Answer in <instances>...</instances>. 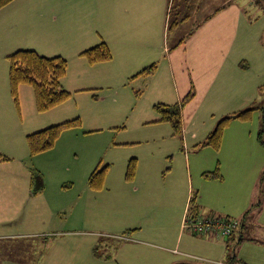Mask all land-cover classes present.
I'll use <instances>...</instances> for the list:
<instances>
[{"label":"rangeland","instance_id":"rangeland-1","mask_svg":"<svg viewBox=\"0 0 264 264\" xmlns=\"http://www.w3.org/2000/svg\"><path fill=\"white\" fill-rule=\"evenodd\" d=\"M94 1L15 0L12 2L14 4L4 12L10 18L12 35L20 36L22 28L27 27L28 30L38 28L24 21L23 17H27V20L34 18L32 13L28 14L19 10L20 3H93ZM222 3H228V5L219 15L230 16L232 14L236 19H239L234 25L235 29L238 23L244 21L242 20L243 16H250L248 20L251 23L249 25L250 37L245 40L250 49V53L247 55L249 61L242 63L249 65L250 62L252 69L264 65V61L259 59L260 54L256 55V49H261L262 45L264 46V0H172L171 21L176 23V27L166 44L170 47L178 46L179 40L183 39L181 46L177 48L188 50L187 58L190 57L187 60L190 63L188 68L194 70L196 76V80H194L198 83L199 90H204V85L200 83V80L206 71L217 65L219 61L216 59H222L227 55H231L232 58L238 56V51L232 52L234 44H231L233 42L231 34H229L230 38H227L225 32L218 31L219 25L216 21H219L220 18L211 23V19L215 18L213 17L214 10ZM208 18H210L208 23H203ZM91 25L99 27L95 20L91 21ZM66 29L67 23L61 25L60 21L54 22L50 16L38 28L36 34L52 38L59 36L60 31L65 32ZM178 36L181 38L178 39ZM71 38L70 35L65 34L62 42L58 41V44L51 48L61 50L63 55L68 57L70 51L76 47L73 41L71 44L66 42ZM112 41L115 48L120 45L115 35ZM236 42L239 43V40ZM162 44L164 45V40ZM68 45H71V48H67ZM234 49L237 50L236 46ZM211 50H217V52L212 53ZM79 61L84 63V67L79 65ZM68 62L69 68L64 82L74 90L71 91L72 98L63 106L68 109L63 115L57 116L55 113L58 110L44 114L38 113L33 89L29 86L19 88V114L10 93L9 80L3 89L0 88V100L4 106L8 105L9 107L12 127L17 125L21 131L20 144L26 153H29V150L24 134H32L77 117L82 120L81 128L65 132L52 150L28 161V165L32 167L31 174L34 177L35 185L41 183V187L37 191L36 198L27 199L24 215L15 218L8 225L11 230H18V233L21 234L19 237L22 238L18 237L16 245L19 244V250L25 254L26 264H154L157 262L155 258L163 256L165 253L163 250L168 247L158 249L152 239L145 238L148 233V212L152 210V206L156 205V208L171 211L172 222L175 216L177 218L185 217L182 215V207H178L176 203L179 202V198L189 202L192 193H197L198 197L200 193V198L203 195L209 204H213L215 209L206 210L204 215L216 213L217 215L230 216L238 221L246 217V225L251 226L250 231L247 232L251 243L245 245V251H242L241 247L238 248L236 263L242 264L241 259L243 258L245 264H259L260 262L264 264V239L258 236L259 233L254 228L260 224L258 211L264 209V200L261 199V206L255 207L260 209H255V212L251 211L250 215L248 213L244 215L252 206L251 203L258 204L257 194L243 204L236 205L234 199H226V197H230L231 192H226V188H220L217 184L225 179L221 167L220 172L224 177L222 181L204 178L203 173L214 171L216 168L206 169L210 166V163L205 164L208 151L211 150L200 152L201 150L196 151L190 147L191 163L187 169L186 161L182 155L180 158L177 156L175 160L172 153L164 155V153L158 152L156 143L148 135L155 128L144 126V122L160 117L154 109V106L159 103L157 93L160 79L168 82L167 91L170 95L175 96L173 80L170 78L168 67L159 68L160 74L157 81H149L142 76L138 78H133V76L117 81L113 76L111 78L112 68H109L111 75L106 74V68H100L104 63L90 65L85 59L77 60V58L69 59ZM163 63L166 65V62ZM79 66L81 69L88 67L92 69L87 73L82 72V78L87 77L91 82L99 81L104 84L102 87L105 92L99 94L104 95L103 99H94L91 92L76 93L77 89L75 88L86 83L78 78ZM109 87L112 88L108 89ZM173 100L170 97V102L166 104H173L175 102ZM202 101L197 99L193 104L194 109L189 108V111L191 113L199 108V112L193 115V124L199 133L198 136L202 134L201 138L203 139L207 132L210 133L215 129L221 117L218 114L213 116L212 111H205L207 103ZM260 107L264 108V96L253 105V108ZM187 114L189 115L188 112ZM262 118L263 114L256 111L250 122L233 121L226 131L232 127L237 129L238 126L244 125L242 127L251 132V139L248 143L251 150L258 151V149H263L257 142L258 133L262 127ZM164 125L173 133L169 124ZM203 128L207 129L204 131ZM262 137L264 141V132ZM190 140L191 138L188 139V142ZM157 141L163 140L157 138ZM132 158L138 160L134 179L137 181L135 188L126 184L125 180L127 164ZM197 160L200 161L199 166L196 165ZM101 162L102 167L105 165L110 167L104 189L94 192L88 186V179ZM152 162H154L155 170L148 175L147 171L151 168ZM233 162L234 158L231 163ZM176 163L178 165L180 163V169L175 168ZM227 169L225 167V170ZM233 169V164H231L226 171L228 177L231 176ZM145 179H150L148 191H143L141 184V181ZM171 188L176 190L174 191L175 201L168 202V195L163 198V194L164 191H169ZM262 188L264 189V184ZM147 192L154 195L155 198H160L161 194L162 199L160 198L159 201L155 198H148L143 195ZM32 211L35 212V216L32 215ZM136 228H143V234L140 236L141 239L136 237L135 239L139 242H149L148 246L134 245L132 242L121 240L126 237L124 234L127 231ZM180 228L189 233L183 227V223ZM31 231L39 234L38 238H27L32 233ZM178 249L180 248L178 247ZM181 249L189 253L185 249ZM9 250L11 254H14L15 250L12 247ZM176 251L174 250L175 253H180Z\"/></svg>","mask_w":264,"mask_h":264},{"label":"crops","instance_id":"crops-1","mask_svg":"<svg viewBox=\"0 0 264 264\" xmlns=\"http://www.w3.org/2000/svg\"><path fill=\"white\" fill-rule=\"evenodd\" d=\"M12 4L14 3H10L7 7L0 10V88L3 89L9 80L7 57L18 50L30 49L48 58L61 56L67 61L74 58L82 60L83 58L79 57L82 51L94 47L101 42H106L112 52V60L101 64L100 68H106L107 75H111L109 68H112L113 73L111 78L113 76L114 80L117 81L119 79L131 78L153 64H157V70L150 76L142 77L149 79V81H157L160 74L159 70L167 66L170 78L173 80L175 96L168 93V82L166 80L161 81L160 79L157 93L159 103H169L171 97L175 101L171 105L177 104L187 95L192 84L195 87L196 96L194 100L182 110V135L174 136L172 131L164 127L165 123H157L160 117L157 119L153 118L155 120L149 122H144V126L155 128L148 135L156 143L158 152L164 153V155L172 153L175 160L177 156L180 158V155H182L186 161L187 169L191 163L190 147L193 149L195 145L202 142L212 132H207L202 139V134L198 136L199 133L194 128L193 115L199 112V108L193 110L191 113L189 108L194 109L193 104L197 99L207 103L205 111H212L213 116L218 114L222 118L225 115L247 109V107H253L264 96L260 91V88H264V65L252 69L250 62L249 65L248 63H246L247 65L242 63L247 62V55L250 53L249 46L245 42L250 37L249 25L251 23L248 21L250 16H243L242 20L244 21L238 23L235 29L234 25L239 19H236L232 14L230 16L219 15L224 12L222 10L224 7H227L228 3H222L214 10L213 17L215 18L211 19V23L220 18L218 19L219 21H216L219 25L218 31L225 32L227 38L231 34V40L233 41L231 44H234L232 52L236 53L238 51V56L232 58L231 55H227L223 56L222 59H216L215 57L219 62L213 69L206 71V74L200 80V83L204 85V90H199L198 83L195 81V72L188 68L190 64L187 61L190 58H187L188 50L177 48L181 46L183 39L179 40L178 46L170 47L166 44L170 34L174 32V27H176L175 22L172 23L171 21L172 0H95L93 3H20L19 10L21 12L33 14V20H27V17H23L27 24L39 28L50 16L54 22L60 21L61 25L67 23L66 31H60L61 34L59 36H53L52 38L37 35L38 28L28 30L27 27L21 29L20 36L12 35L10 18L4 12ZM209 19L203 23L207 24ZM92 20H95L99 24V27L96 25L92 26ZM65 34L72 37L66 40L67 43L71 44V41H73L76 44V47L69 54L67 53L68 57L64 56L61 50L51 48V46L58 44V41L62 42ZM114 35L120 42V45L116 48L112 41ZM177 38L180 39L181 37L178 36ZM163 40L164 45L162 44ZM237 40H239V43L236 42ZM235 46L237 50L234 49ZM67 48H71V45H68ZM211 52L216 53L217 50H211ZM258 54H260L259 59L264 61L263 45L261 49H256V55L258 56ZM163 62H166V65ZM79 65L84 67V63H80V61ZM80 66L78 78L86 81V83L75 88L77 89L76 93L91 92L93 93V98L95 97L94 99H103L104 95L101 96L99 94L105 92L104 87H102L104 84L99 81L91 82L87 77L82 78V72L87 73L88 70L92 69H89V67L81 69ZM114 66H116L115 69ZM64 78L62 80L63 88L66 91H73L74 88L67 86ZM111 88L109 87L108 89ZM65 104L54 109L58 110L55 113L57 116L63 115L68 111L67 108L63 107ZM251 104L253 105L250 106ZM257 112H261L264 116L262 110H258ZM11 124L9 107L8 105L4 106L0 100V154L9 158L7 161L0 159V264H26L27 262L24 259L26 257L25 254L19 250V244L16 245L19 238H22L19 237L21 234L18 233V230H11L8 225L15 218L24 215L27 201L37 197V191H39L41 183L37 184V186L35 185L34 177L31 174L32 167L28 165V161L34 160L37 156H30V153H26L25 149L21 147V131L17 125L12 127ZM242 126L244 125L238 126L237 129H235L236 127H232L226 131L222 148L219 152L211 148H205L200 152L211 150L208 151L207 162L205 164L208 165L210 163V166L206 169H214L217 164H220L225 174V179L223 182L216 183L220 188H226V192H231L230 197H226V199L232 198L236 201V205H241L257 194L261 206L264 200V190H262V184H260L264 171V146L261 145L263 149H258V151L251 150L252 148L248 144L251 139V132ZM206 129L203 128L204 131ZM27 135L24 134V136ZM157 138L165 142L157 141ZM189 138H191L192 142L191 140L188 142ZM233 158L234 162L231 163ZM153 164L154 162L151 163V168L147 171L148 175L155 170ZM199 164L200 161L197 160L196 165L199 166ZM231 164H233L234 169L231 176L228 177L226 171H228ZM177 167L180 169V163L179 165L176 163L175 168L177 169ZM225 167L228 169L225 170ZM136 182H127L126 184L135 188ZM149 183L150 179L141 181L143 191L149 190ZM175 188L177 189L176 186ZM175 188L164 191L163 198L168 195V202L175 201ZM143 195L148 198H155L154 195L148 192ZM159 197L162 199L161 194ZM191 197H189L188 201H190ZM160 198L156 197L155 199L160 201ZM199 198L200 193L199 197L197 194V204L200 206L202 213H205L208 209H215L212 203L209 204L203 198V195ZM176 205L182 207V215L186 217L189 202L186 199L181 200L179 198V202ZM251 205L244 215L248 211H250V215L253 211L255 212V209H260L253 207L254 203H251ZM155 206H152V210L148 212V233L145 235V238L152 239V242L156 243L155 245L157 246L155 247L158 249H164L161 247L165 246L168 248L163 250L165 251L163 256L155 258L157 262L154 264H237L236 261L230 260L231 257H236L237 260L238 248L241 247L242 251H245V245L251 243L250 237H247V232L250 231L251 226L248 227L246 225V217L243 220H239L241 223L240 228L228 239L220 238L214 233L208 236H198L182 231L180 225L182 227L184 216H181V214V217L177 218L175 216L172 222L171 211L169 209L156 208ZM258 212L260 224L254 228L259 233L258 236L264 239V209ZM32 215L35 216L34 211H32ZM33 222L35 223V220ZM131 233L133 234L131 235ZM142 234L143 228H136L130 234H124L126 236L125 238L123 237L125 240L123 238L121 240L132 242L134 245L148 246L149 242H139L135 239V237L141 239L140 236ZM38 235L32 232L27 238H38ZM260 243L263 244V242ZM11 247L15 250L14 254L9 252ZM178 247L185 249L189 253L184 252L182 249L181 251ZM174 250L180 253H175ZM241 261L242 264H245L243 258Z\"/></svg>","mask_w":264,"mask_h":264},{"label":"trees","instance_id":"trees-1","mask_svg":"<svg viewBox=\"0 0 264 264\" xmlns=\"http://www.w3.org/2000/svg\"><path fill=\"white\" fill-rule=\"evenodd\" d=\"M15 0H0V10L8 6ZM176 24V23H175ZM79 57L85 59L90 65H97L106 63L112 60V52L106 42H101L94 47H91L79 54ZM9 62V83L10 93L14 104L20 114L19 88L21 86H29L33 89L34 101L36 111L44 114L54 110L55 108L68 102L73 94L63 88L62 80L68 71V61L61 56L48 58L40 55L34 50H18L7 57ZM157 70V64H153L136 74L133 78L141 76H150ZM264 94V88H260ZM196 96L195 87L192 84L190 91L183 99L174 105H167L163 103L156 104L154 109L159 114L160 119L157 123L169 124L172 127L174 136H181L183 131L182 110L191 103ZM95 98V97H94ZM264 108H247L245 110L235 112L223 116L217 123L215 129L199 144L195 145L193 149L196 151L205 148L219 152L222 148L224 133L233 121L250 122L256 111ZM262 127L258 133V142L264 146L262 135L264 132V116L262 118ZM82 120L80 117L72 120L50 126L38 132L28 134L26 142L30 156L35 157L52 150L62 134L69 130L81 128ZM2 161L9 160L8 157L0 154ZM109 165L102 167L100 163L90 174L88 179V186L92 191H101L104 189L106 177L109 170ZM138 167V160L132 158L129 160L126 169L125 180L133 182ZM169 170V169H168ZM208 180L222 181L224 177L220 172V165L217 164L214 171L205 172L202 175ZM261 184H264V171L261 177ZM262 190H264L262 188ZM260 206V202L253 207ZM188 213L191 215L202 214L200 206L197 204V193H194L189 201ZM248 214L250 211L247 212ZM246 213V214H247ZM220 216V215H219ZM240 223V221H239ZM236 229V231L240 228ZM236 231L234 233H236ZM127 231L125 234H130ZM230 235L226 239L234 235ZM232 261H236V257H231Z\"/></svg>","mask_w":264,"mask_h":264},{"label":"built area","instance_id":"built-area-1","mask_svg":"<svg viewBox=\"0 0 264 264\" xmlns=\"http://www.w3.org/2000/svg\"><path fill=\"white\" fill-rule=\"evenodd\" d=\"M239 224V221L233 218L217 214L204 215V213L200 215L188 213L183 221V227L194 235L208 236L214 233L220 238H227L232 235Z\"/></svg>","mask_w":264,"mask_h":264}]
</instances>
